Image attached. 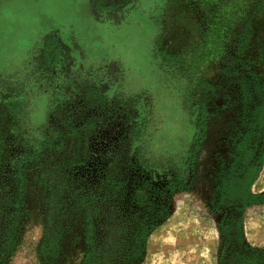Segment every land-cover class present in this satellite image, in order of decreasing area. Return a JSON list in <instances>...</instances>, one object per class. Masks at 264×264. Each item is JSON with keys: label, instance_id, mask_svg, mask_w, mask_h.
<instances>
[{"label": "flooded vegetation", "instance_id": "af4514ba", "mask_svg": "<svg viewBox=\"0 0 264 264\" xmlns=\"http://www.w3.org/2000/svg\"><path fill=\"white\" fill-rule=\"evenodd\" d=\"M186 1L199 22L200 41L188 52L169 57L179 79L173 84L179 98V137L158 128L163 124L154 120L160 118L158 109L140 94L127 95L124 83L113 82L100 71L82 72L73 62L63 73L59 60L45 79L54 87L53 108L62 111L57 121L54 112L48 114L51 136L38 140L20 115L21 89L0 69V264L12 263L23 233L33 235V214L43 215L40 234L48 261L62 256V238L71 231L75 235L68 246L81 247L68 259L72 264L144 262L149 240L171 208L170 199L191 182L199 126L208 114L200 92L213 87L199 75L203 68L215 71L234 64L248 37L247 24L261 2ZM235 52L233 62L223 56ZM26 79L33 85V72ZM259 102L264 105L260 95ZM261 120L264 123V114ZM70 133H77V156L56 159L41 170L45 184L33 205L32 169L44 151L55 149V141L62 143ZM247 167L249 172L253 168ZM244 200L241 191L231 203L222 202L227 213L217 223L219 245L231 243L226 251L220 249L217 264H264V251L246 238L244 211L251 206L243 208Z\"/></svg>", "mask_w": 264, "mask_h": 264}, {"label": "rangeland", "instance_id": "374dc122", "mask_svg": "<svg viewBox=\"0 0 264 264\" xmlns=\"http://www.w3.org/2000/svg\"><path fill=\"white\" fill-rule=\"evenodd\" d=\"M190 3L186 0L182 4L181 0H6L1 3L0 69L5 70L7 79L16 80L18 90L22 91L19 99L23 123L38 140L51 136L48 114L54 112L52 116L57 121L62 108H53L54 87L46 82L45 76L62 60L63 73L73 62L82 72L100 71L109 74L113 82L124 83L126 91L122 90L127 95L140 94L153 110L158 109L160 118L154 116V120L163 121L158 128L179 137V98L177 90H173L179 79L171 71L173 61L169 57L188 52L200 41L199 22ZM247 29L248 37L239 58L233 62L237 52L223 54L234 64L230 62L226 69L215 71L203 68L199 75V79H207L213 86L200 92L208 113L204 139L196 154L191 182L170 199L168 215L152 234L142 264H217L220 249L226 251L231 243L219 245L217 223L227 213L220 202L231 203L241 194L250 177L249 169L244 166L254 168L260 153L262 167L251 191L264 192L261 120L264 105L259 102L260 92L258 97L256 93L264 80V15L259 5ZM48 41L62 49L63 53L56 55L59 57L55 58L49 50L45 57ZM30 72H33V85L26 79ZM181 99L182 104H187L186 93ZM76 134H68L62 143L55 141V149L44 151L37 167L32 169L33 186L29 190L33 205L45 184L41 170L45 171L56 159L77 156ZM245 135L250 145L237 151L236 146ZM122 165L115 173L120 172ZM223 186L231 188V194L223 197L219 191ZM40 202L42 205L43 200ZM42 218V214H33V235L22 234L10 264H72L68 259L77 249L81 250L68 246L75 233L65 231L62 256L48 261L46 252L43 253L46 246L41 243ZM244 219L248 242L264 251V204L247 208ZM233 234L236 237L235 231Z\"/></svg>", "mask_w": 264, "mask_h": 264}, {"label": "trees", "instance_id": "16d2710c", "mask_svg": "<svg viewBox=\"0 0 264 264\" xmlns=\"http://www.w3.org/2000/svg\"><path fill=\"white\" fill-rule=\"evenodd\" d=\"M258 5L261 8V12L264 15V0H262ZM46 43L47 44L45 45V50L43 52L45 54V57H47L46 54L48 53V50L53 51L54 57L56 55H60L61 53H63L62 49L57 44H53V43H51V41H48ZM56 57H59V56H56ZM259 92H260L261 100L264 102V80L261 82L260 90H258V88L256 90L257 97H258ZM254 93H255V91H254ZM19 96L21 97V95H19ZM205 114H207V113H205ZM207 117H208V114L206 116V121H207ZM206 121H201L200 126H199L200 131H199V135H198V137H199L198 143L196 144V149H195L196 153L199 151L200 144L204 139V134L206 131ZM189 124L191 127L193 126V124H191V123H189ZM248 140L250 141V139H248V135L243 136L241 139V142H239L237 144L236 148L238 150H243V149L247 148L250 145V144H248L249 143ZM262 161H263L262 154H260L259 163L254 168L250 169V177L248 180V184L245 188L242 189V195L245 198V200L243 202V208H245L247 206H255V205H263L264 204V192L263 193H253L251 191L252 185L258 179V175H259L260 169L262 167ZM219 191L221 192L223 197H225L226 194L227 195L231 194V192H230L231 188L226 187V186H223L221 189H219ZM220 203H222V202H220ZM134 264H136V263H134Z\"/></svg>", "mask_w": 264, "mask_h": 264}, {"label": "bare ground", "instance_id": "6f19581e", "mask_svg": "<svg viewBox=\"0 0 264 264\" xmlns=\"http://www.w3.org/2000/svg\"><path fill=\"white\" fill-rule=\"evenodd\" d=\"M197 264V263H196Z\"/></svg>", "mask_w": 264, "mask_h": 264}]
</instances>
